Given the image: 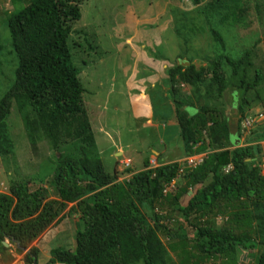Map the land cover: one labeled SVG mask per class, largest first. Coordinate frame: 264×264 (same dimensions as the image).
Segmentation results:
<instances>
[{"label":"trees","instance_id":"trees-1","mask_svg":"<svg viewBox=\"0 0 264 264\" xmlns=\"http://www.w3.org/2000/svg\"><path fill=\"white\" fill-rule=\"evenodd\" d=\"M11 1L16 9L6 14L1 27L4 24L8 30L17 62L13 83L0 99V156H7L12 146L7 121L14 109L32 148L41 136L55 152L51 186L56 199L47 200L45 189L28 192L21 183L0 193V251L5 250L4 238L19 241L18 251L27 249L52 223L78 212L83 229L76 230L74 251L54 248L44 264H171L160 235L178 238L168 247L179 258L176 264L209 260L264 264V176L259 168L264 129L253 131L244 146H236L231 135L237 128L232 131L225 111L203 104L205 99L222 97L229 88L238 96L239 118L245 116L252 104L248 97L262 82L261 72L252 69L250 53L232 59L219 55L209 68L196 69L190 60L188 66L174 62L166 70L168 78L147 92L153 115H159L154 109L158 89L162 96L158 101L173 114L184 155L204 158L194 168L176 161L151 167L145 159L142 171L118 183L115 174L105 172L96 150L68 43L70 23L81 18L82 0H29L26 5H21L23 0ZM189 1L200 8L201 0ZM250 3L209 0L201 8L205 20H199L212 25L208 31L224 48L226 35L214 27L232 29L242 18L239 12ZM254 8L264 12V0ZM191 24L182 22L181 31L193 35L195 29L203 30L200 24ZM179 82L188 85L191 93L178 94ZM188 106L193 113L184 109ZM229 164L232 170L225 173ZM179 177L182 183L171 187ZM166 189L173 191L163 193ZM218 215L227 216L228 227L216 228L210 217ZM173 223L177 231L170 229ZM183 223L194 229L190 238L186 233L178 235ZM243 250L246 263L237 257ZM39 260L38 250L31 247L25 264Z\"/></svg>","mask_w":264,"mask_h":264},{"label":"rangeland","instance_id":"rangeland-1","mask_svg":"<svg viewBox=\"0 0 264 264\" xmlns=\"http://www.w3.org/2000/svg\"><path fill=\"white\" fill-rule=\"evenodd\" d=\"M28 1L23 0L21 5H26ZM207 1L201 0L200 8L189 0H82L79 3L81 18L70 23L69 48L84 89L85 108L96 150L105 172L115 174V182L123 183L133 173L142 171L145 159L155 167L156 159L170 161L184 156L178 131L170 127L175 124L173 114L162 106V101H158L162 97L160 90H155L157 105L154 107L159 115H153L152 119L144 118L147 108L151 107L147 92L154 84H161L168 78L166 70L176 61L189 63L190 60L196 69L209 68L219 55L232 59L248 51L252 69L261 72L262 82L259 90L248 97L252 104L246 107L245 116L239 118L238 96L230 89L222 97L205 99L203 104L225 111L222 112L231 122L232 131L236 128L239 130V134L237 129L234 133L238 141L236 146H244L253 131L264 129V118H258L260 113L264 115V108L261 107L264 106V12L258 13L254 8L255 3L262 0H251V6L243 13L239 12L242 18L232 29L218 24L214 27L226 35L224 48L216 44L208 31L213 28L212 25L199 20H205L201 8ZM15 9L11 0H0V99L13 83L17 62L8 30L4 24L1 27V22L7 13ZM188 21L191 25L200 24L203 30L195 29V34L187 32L186 35L181 31V23ZM209 78L210 74H207V82ZM175 88L181 96L191 93L190 87L180 82ZM136 109L140 113L135 114ZM184 109L189 113L194 112L189 106ZM13 111L15 114H10L7 121L12 146L7 156H0V193L7 192L11 185L21 183L28 192L45 189L47 200H54L56 197L51 181L55 152L41 136H38L36 148L33 149L21 115ZM169 118L172 121L168 123ZM235 119L241 120L240 126L235 125ZM261 145L264 150V143ZM263 163L264 151L260 165ZM181 183L179 177L174 186ZM191 194L189 192L188 197ZM210 219L216 228L229 226L225 222L227 216L218 215L216 219ZM180 223L181 220L178 221ZM78 228L83 229L80 214L71 212L61 221L52 223L27 249L18 251L14 244L6 242L5 250L0 251V264H25V255L31 247L38 250V264H44L50 256L49 251L54 248L74 251V237ZM170 229L177 231V224L170 225ZM193 232L189 224L183 223L178 235L181 237L186 233L190 238ZM160 239L168 251L171 264L178 263L179 258L168 250L169 245L176 243L178 238L160 235ZM246 253V250L237 253V257L245 263ZM198 264H220V260Z\"/></svg>","mask_w":264,"mask_h":264},{"label":"clouds","instance_id":"clouds-1","mask_svg":"<svg viewBox=\"0 0 264 264\" xmlns=\"http://www.w3.org/2000/svg\"><path fill=\"white\" fill-rule=\"evenodd\" d=\"M179 62V61H178ZM179 63H181V65H183V63H186V62H179ZM188 63V62H187ZM189 64V63H188ZM188 66V65H187ZM229 88H227V90H228ZM226 90V91H227ZM225 91V92H226ZM259 115H263L262 113H260ZM259 118V117H258ZM262 118H264V117H262ZM238 123H239V119H238V121H237V125H238ZM240 123H241V121H240ZM240 126V125H239ZM232 137L234 138V139H237L236 138V135L234 134V133H232ZM262 143H264V141H262V142H260V144H262ZM237 145V144H236ZM262 146V145H261ZM263 148V147H262ZM264 151V150H263ZM157 155V154H156ZM194 156H202L201 154L200 155H194ZM194 156H190V157H194ZM159 157V156H158ZM187 158H189V156H186V157H184L183 159H181V160H179V161H176V162H178L182 167H186L185 166V164H183V160L184 159H187ZM203 156H202V160H203ZM156 162H157V165L155 166V167H157L158 165H162V164H167V163H163V161H165V160H163V161H158V159H156L155 160ZM172 162H174V161H172ZM202 162V161H201ZM201 162L199 163V164H201ZM150 163V162H149ZM168 163H171V162H168ZM198 164V165H199ZM197 165V166H198ZM229 165H231V164H229ZM262 165V164H261ZM261 165L259 164V168H260V173H261V175H263L264 176V170L261 168ZM151 166V165H150ZM232 166V165H231ZM126 167H129V165L128 166H126ZM152 167V166H151ZM232 170V169H231ZM224 171V170H223ZM174 187V186H173ZM191 192V191H190ZM16 241L17 240H15V239H5L4 238V241L2 242V245L4 246V243L6 244V246L8 245L6 242H9V244H14L16 247H17V249L20 247H18L17 245H16ZM18 242V245H19V241H17ZM6 246H4V248L6 247ZM21 249H23V248H21Z\"/></svg>","mask_w":264,"mask_h":264},{"label":"built area","instance_id":"built-area-1","mask_svg":"<svg viewBox=\"0 0 264 264\" xmlns=\"http://www.w3.org/2000/svg\"><path fill=\"white\" fill-rule=\"evenodd\" d=\"M264 117V115H259V118ZM202 161V156H194V157H189L187 159L183 160V164H185L186 167L188 168H194L196 167L200 162ZM124 165L128 166L127 163H124ZM261 168L264 170V163L261 165ZM232 169L231 165H227L223 168L225 173H228ZM174 186V181L171 183V187ZM168 191V189L164 190L163 193Z\"/></svg>","mask_w":264,"mask_h":264},{"label":"crops","instance_id":"crops-1","mask_svg":"<svg viewBox=\"0 0 264 264\" xmlns=\"http://www.w3.org/2000/svg\"><path fill=\"white\" fill-rule=\"evenodd\" d=\"M149 102H150V99H149ZM134 105V104H133ZM134 106H136V105H134ZM150 106H151V102H150ZM147 108V107H146ZM140 110H141V108H139ZM147 114H145L144 116V118H153V110H152V106L151 107H149V108H147ZM137 113H140L137 109H136V111H135V114H137ZM136 117H138L137 115H135ZM147 116V117H146ZM169 121H172V119H170ZM169 121H168V123H169ZM175 124H172L170 127H173ZM159 154V153H158ZM157 154V155H158ZM160 156H161V154H159ZM158 155V156H159ZM185 157V155L184 156H182V157H180V158H178V159H175V160H168V161H163V163H168V162H172V161H179V160H181V159H183Z\"/></svg>","mask_w":264,"mask_h":264},{"label":"water","instance_id":"water-1","mask_svg":"<svg viewBox=\"0 0 264 264\" xmlns=\"http://www.w3.org/2000/svg\"><path fill=\"white\" fill-rule=\"evenodd\" d=\"M183 65H185V66H187L188 65V63L186 62V63H183ZM234 114H236V110H234ZM237 124V120L235 119V125ZM229 126H231V122L229 121ZM234 142H235V144H238V141H237V139H234ZM16 245L19 247V245H18V242L16 241ZM4 246H6V244L4 243ZM246 257H245V255H244V259H245Z\"/></svg>","mask_w":264,"mask_h":264},{"label":"flooded vegetation","instance_id":"flooded-vegetation-1","mask_svg":"<svg viewBox=\"0 0 264 264\" xmlns=\"http://www.w3.org/2000/svg\"><path fill=\"white\" fill-rule=\"evenodd\" d=\"M238 112V111H237Z\"/></svg>","mask_w":264,"mask_h":264}]
</instances>
